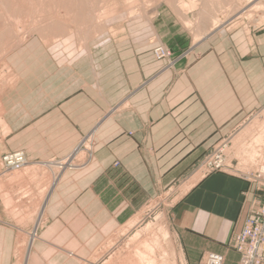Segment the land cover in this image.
I'll return each mask as SVG.
<instances>
[{
  "label": "crops",
  "instance_id": "1",
  "mask_svg": "<svg viewBox=\"0 0 264 264\" xmlns=\"http://www.w3.org/2000/svg\"><path fill=\"white\" fill-rule=\"evenodd\" d=\"M222 32L170 67L151 46L131 41L18 52L15 81L0 95V154L22 150L27 162H40L66 158L89 134L93 145L88 164L63 170L49 189L24 264H83L129 222L141 198L182 177L264 105V34L249 43L240 32ZM115 160L130 177H111ZM259 195L238 174L199 178L171 217L184 262L214 252L236 263L228 241ZM34 219L13 225L0 212V264L15 263L17 233Z\"/></svg>",
  "mask_w": 264,
  "mask_h": 264
},
{
  "label": "rangeland",
  "instance_id": "2",
  "mask_svg": "<svg viewBox=\"0 0 264 264\" xmlns=\"http://www.w3.org/2000/svg\"><path fill=\"white\" fill-rule=\"evenodd\" d=\"M221 31L240 32L249 43L264 34V0H0V95L15 81L14 57L28 46L131 41L151 46L154 58L170 67L175 60L198 56L193 46ZM92 146L89 134L66 158L26 161L19 169L3 161L4 155L15 151L1 153L0 212L13 225L34 218L36 223L57 177L63 170L86 166ZM218 156L221 161L215 167ZM263 162L264 105L213 141L182 177L164 187L156 185L153 194L141 198L129 222L83 264H186L172 228L174 207L199 178L213 171L243 176L260 199L263 192L255 181L264 177ZM110 168L111 177H130L118 160ZM25 178L29 181L23 182ZM38 225L39 221L30 231L17 233L14 264H24L27 242L36 237Z\"/></svg>",
  "mask_w": 264,
  "mask_h": 264
},
{
  "label": "built area",
  "instance_id": "3",
  "mask_svg": "<svg viewBox=\"0 0 264 264\" xmlns=\"http://www.w3.org/2000/svg\"><path fill=\"white\" fill-rule=\"evenodd\" d=\"M214 166L218 167L220 157L215 158ZM6 166L19 169L26 164L22 151L7 153L3 156ZM264 163V162H263ZM255 181L262 196L252 202L251 209L246 214L241 228L234 233L229 241V248L234 250L238 259L234 264H264V177ZM199 264H225L223 255L214 252L204 253Z\"/></svg>",
  "mask_w": 264,
  "mask_h": 264
},
{
  "label": "bare ground",
  "instance_id": "4",
  "mask_svg": "<svg viewBox=\"0 0 264 264\" xmlns=\"http://www.w3.org/2000/svg\"><path fill=\"white\" fill-rule=\"evenodd\" d=\"M92 133H93V132H92ZM220 161H221V160H220ZM219 164H220V163H219ZM52 166H53V165H52ZM59 166H60V165H59ZM59 166H58V167H59ZM59 168H60V167H59ZM61 169H62V168H61ZM59 172H60V171H59ZM53 183H54V182H53Z\"/></svg>",
  "mask_w": 264,
  "mask_h": 264
}]
</instances>
